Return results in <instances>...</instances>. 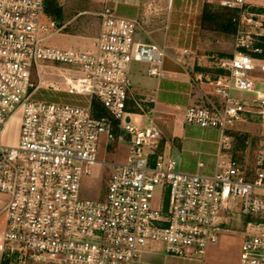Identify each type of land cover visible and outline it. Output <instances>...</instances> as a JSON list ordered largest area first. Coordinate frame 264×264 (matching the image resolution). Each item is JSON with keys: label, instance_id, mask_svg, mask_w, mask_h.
<instances>
[{"label": "built area", "instance_id": "2783aa9c", "mask_svg": "<svg viewBox=\"0 0 264 264\" xmlns=\"http://www.w3.org/2000/svg\"><path fill=\"white\" fill-rule=\"evenodd\" d=\"M206 2L183 0L175 10L172 25L184 53L197 48ZM117 3L105 0L98 35L77 49L44 43L40 33L60 27L44 18L43 0H0L3 243L19 252L20 264H134L150 240L163 242L172 256L204 255L232 213L250 216L240 264H264V149L253 169L219 155L214 174L180 170L162 151L160 128L145 122L153 109L136 112L128 105L132 62L149 63L148 74L163 78L166 48L137 40L139 21L118 15ZM219 4L236 9L237 25L235 54L213 60L227 71L213 81L223 106H188L184 121L219 129L227 150L235 122L248 113L264 120V89L249 74L264 71V59L250 54L261 51L254 43L264 36V15L246 0ZM54 63L67 67L57 74L61 85L44 79ZM232 87L256 97L232 95ZM94 101L107 115H94ZM13 118L20 119L16 144L3 141ZM122 139L131 143L128 161L99 160L103 140L106 151ZM97 164L110 166L109 184L101 198H84L83 179Z\"/></svg>", "mask_w": 264, "mask_h": 264}, {"label": "crops", "instance_id": "0c3cea01", "mask_svg": "<svg viewBox=\"0 0 264 264\" xmlns=\"http://www.w3.org/2000/svg\"><path fill=\"white\" fill-rule=\"evenodd\" d=\"M43 1L44 12L60 15L61 24L58 32L61 30L71 32V30L78 29L77 31L82 35L81 37L87 41L85 48L98 35L101 24L100 13L105 5V0ZM182 1L118 0L116 4L118 15L131 19L140 17V26L138 25V27L143 30V38L137 32L136 39L160 44L166 48L167 52L163 66L166 76L163 78L152 76L154 79L147 86L142 84L139 79L134 82V85L130 84L128 105L131 109V104H133L136 112L153 109L152 114L144 115L145 122L152 119L160 128L162 132V151L165 155L177 160L180 170L208 175L214 174L217 170L216 162L219 155L221 157L228 155L248 166V169H252L249 165H251L252 160L254 162L257 152L264 149V120L257 115L245 114V121H237L231 126L229 134L232 137V146L227 150H221L220 139L222 134L219 129L213 127L203 128L184 121V114L188 106L199 105L215 108L223 106V98L217 92L213 81L220 76L225 77L227 71L216 68L213 60L214 57L227 58L235 54L237 30L235 34L228 35L234 39V52L230 55L226 51L214 48L216 43H221L223 37L227 36L204 30L203 26L196 50L184 53L177 48V46L183 45V42L177 40L176 27L172 25V21L177 16L175 10L181 7ZM246 1L252 12L264 15V6ZM208 2L219 4V0H207L206 3ZM82 16L85 19L79 27L70 28V24ZM47 17L50 18L49 15ZM55 22L58 25L59 22ZM158 31H162L159 44L152 36L157 35ZM131 71L132 67L130 73ZM255 81L258 88L264 89V79ZM231 94L247 99V94L235 87L231 88ZM248 95H251V97L253 95L252 99L256 97V93ZM150 99H153V101L151 102ZM149 116L151 117L149 118ZM254 121L258 126H253ZM235 132L246 134V140L244 142L237 141L233 136ZM199 162H202L203 165L199 166ZM227 230L221 236L225 235Z\"/></svg>", "mask_w": 264, "mask_h": 264}, {"label": "rangeland", "instance_id": "374dc122", "mask_svg": "<svg viewBox=\"0 0 264 264\" xmlns=\"http://www.w3.org/2000/svg\"><path fill=\"white\" fill-rule=\"evenodd\" d=\"M47 1V0H46ZM45 1V8H46ZM259 6H264V0H248ZM45 10V9H44ZM54 21H58V26L61 24L60 15L57 13H44V18H48V15ZM85 17H78L74 22L70 24V28H78ZM140 22V17L137 19ZM140 26V24H139ZM56 29L53 28L48 32H41L40 36H45L44 43L49 46H55L60 48H77L82 49L87 46V41L82 38L81 34L77 30H71V32H66V30H61L60 32H54ZM253 33L258 32V29L251 28ZM138 35L143 38L142 28H137ZM156 42L159 44V39L162 37V31H158L157 35H152ZM223 37L221 43H216L214 45L215 49H220L229 53L234 52V39L232 36ZM210 37V36H209ZM210 40L212 38H209ZM256 41H259L257 39ZM255 41V42H256ZM160 45V44H159ZM255 45V43H254ZM160 47H162L160 45ZM228 56V55H226ZM229 58V57H227ZM50 67L46 68L48 72L44 79L49 82L52 81L56 84L61 85V77L57 75L60 71H65L67 67L60 64H49ZM132 71L129 75L130 84L134 85L138 79L142 81L144 85H150L152 76L148 74V69L151 65L147 62H132ZM54 72L55 74H53ZM250 77L255 80L264 79V72L259 70L250 71ZM147 94V93H144ZM150 97V96H148ZM253 97V95H252ZM251 95H246L248 100L252 99ZM151 116H149L150 118ZM261 119V118H260ZM255 120V119H254ZM257 122V121H256ZM253 126H258L255 121L252 123ZM18 126V127H17ZM8 131H6L3 141L11 144H16L19 131H20V119L13 118L11 124L9 125ZM131 154V143L128 139L116 140L111 143L108 150L104 149V140L100 146L98 153V158L101 161L106 162H126ZM253 163V164H252ZM249 167L254 168V162L252 160ZM248 168V166H246ZM111 174V168L108 164H97L91 171V174L85 176L82 182L81 195L84 198H89L97 200L104 194L107 185L109 184V178ZM229 224L226 226L228 228L225 235L220 236L218 242L214 246H208L205 250L204 255L196 254L191 251L186 256H172L169 255L165 250V244L157 240H150L146 246L142 248L140 259L134 264H202V262L210 264H240V255L242 244L245 239L247 230L246 222L250 219V216L243 214L233 215L228 214ZM235 216L236 218L231 220ZM4 226V214L0 211V251L8 249V244L2 241V231Z\"/></svg>", "mask_w": 264, "mask_h": 264}, {"label": "trees", "instance_id": "16d2710c", "mask_svg": "<svg viewBox=\"0 0 264 264\" xmlns=\"http://www.w3.org/2000/svg\"><path fill=\"white\" fill-rule=\"evenodd\" d=\"M236 14V9L228 8L216 3H206L203 11L202 26L204 30L215 32L219 35H233L236 33V24L232 21ZM255 46L260 48V52H250V54L257 58L264 59V36L259 37V41L255 42ZM248 52V51H247ZM232 56V55H231ZM98 102L94 101V115H107L106 110L98 106ZM134 105L131 104V109L134 110ZM118 134V130L115 131ZM234 138L239 142H244L247 138L246 134L235 132ZM18 251L9 252L4 250L1 252L0 264H20L18 262ZM26 264H34L27 262Z\"/></svg>", "mask_w": 264, "mask_h": 264}]
</instances>
